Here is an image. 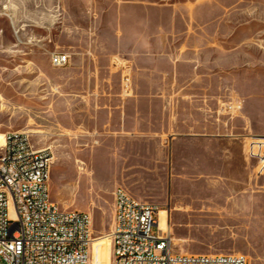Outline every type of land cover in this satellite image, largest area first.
Returning <instances> with one entry per match:
<instances>
[{"label": "rangeland", "instance_id": "rangeland-1", "mask_svg": "<svg viewBox=\"0 0 264 264\" xmlns=\"http://www.w3.org/2000/svg\"><path fill=\"white\" fill-rule=\"evenodd\" d=\"M87 39L94 57H111L122 65L124 92L130 89L136 62L143 66L148 61L160 73L179 59L182 74H215L211 83L204 78L207 90L199 100L219 109V116L238 117L247 98L239 89L249 85L250 97L256 99L253 108L264 119V0H0V133L25 132L36 148L50 151L51 200L62 209L90 215L93 239L106 237L100 247L92 243L91 264H111L108 235L115 199L108 174L115 165L110 162L108 169L99 131L67 127L68 52ZM147 43L154 45L149 56ZM57 53L69 55L68 65L49 64ZM162 103L155 99V105ZM82 118L76 122L82 124ZM262 127L264 135V121ZM237 170L230 164L232 186L243 184ZM252 175L264 186V172ZM159 191L140 202L170 213L177 252L243 255V242L227 239L228 231L216 226L211 212L201 218L178 203L169 210L168 203L154 199Z\"/></svg>", "mask_w": 264, "mask_h": 264}, {"label": "crops", "instance_id": "crops-1", "mask_svg": "<svg viewBox=\"0 0 264 264\" xmlns=\"http://www.w3.org/2000/svg\"><path fill=\"white\" fill-rule=\"evenodd\" d=\"M83 42L68 52L67 127L99 131L108 169L110 162L115 165L108 174L112 194L122 188L140 202L159 189L154 199L168 203L169 210L178 203L201 218L211 212L218 219L216 226L228 231L227 239L243 242L248 264H264V186L253 178L257 162L247 157L245 144L249 136L263 134L264 119L253 108L250 86L239 89L247 98L238 117L219 116V109L199 100L207 90L204 78L211 83L215 74H182L184 63L174 59L171 69L160 73L148 61L143 66L135 61L130 89L124 92L122 65L111 57H94L89 40ZM146 48L149 56L153 43ZM49 64L54 67L51 57ZM155 99L163 103L155 105ZM79 115L82 124L76 122ZM230 164L238 169L242 185H230ZM160 209L165 208L158 213Z\"/></svg>", "mask_w": 264, "mask_h": 264}, {"label": "built area", "instance_id": "built-area-1", "mask_svg": "<svg viewBox=\"0 0 264 264\" xmlns=\"http://www.w3.org/2000/svg\"><path fill=\"white\" fill-rule=\"evenodd\" d=\"M54 67L69 63L52 56ZM247 156L264 172V135L249 136ZM52 155L36 148L27 133L9 131L0 146V264H91L93 236L86 212L62 209L50 198ZM11 187V194H4ZM109 236L112 264H248L243 255L177 252L170 230L158 223V209L114 192ZM154 228H156L154 230Z\"/></svg>", "mask_w": 264, "mask_h": 264}, {"label": "bare ground", "instance_id": "bare-ground-1", "mask_svg": "<svg viewBox=\"0 0 264 264\" xmlns=\"http://www.w3.org/2000/svg\"><path fill=\"white\" fill-rule=\"evenodd\" d=\"M4 143V134L0 133V146H2ZM42 149V148H40ZM49 179L48 178V183H49ZM4 194H11V187H4ZM159 226L161 229L163 230H170L169 229V225H168V212L164 209L159 210ZM89 215V214H88ZM90 218V226H91V217L89 215ZM92 233V231H91ZM108 239L110 241V246H111V239L110 236L108 235ZM106 240V237H98L93 239L92 243L96 245V247H100L102 246L103 242ZM98 264V263H97ZM111 264H112V250H111Z\"/></svg>", "mask_w": 264, "mask_h": 264}]
</instances>
